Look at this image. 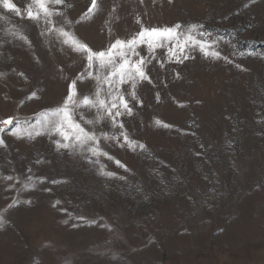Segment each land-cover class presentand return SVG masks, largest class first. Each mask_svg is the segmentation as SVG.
<instances>
[{"label":"rangeland","instance_id":"obj_1","mask_svg":"<svg viewBox=\"0 0 264 264\" xmlns=\"http://www.w3.org/2000/svg\"><path fill=\"white\" fill-rule=\"evenodd\" d=\"M12 2L23 12L31 0ZM65 3H49L63 12L53 21L93 50L142 26L198 25L192 34L215 40L221 57L189 47L179 63L167 46L155 58L143 46L153 83L138 84L143 104L122 119L146 147L102 140L114 159L89 163L47 134H11L15 121L27 127L62 104L87 61L42 35L43 20L0 6V121L13 118L0 130V264H264V0H98L86 20L91 0ZM77 88L87 94L95 81ZM32 91L38 99H27ZM81 112L95 115L79 109L77 121ZM96 128L116 131L110 122ZM101 164L115 175H101Z\"/></svg>","mask_w":264,"mask_h":264},{"label":"snow or ice","instance_id":"obj_2","mask_svg":"<svg viewBox=\"0 0 264 264\" xmlns=\"http://www.w3.org/2000/svg\"><path fill=\"white\" fill-rule=\"evenodd\" d=\"M49 3L69 7L65 0H31V3L22 12L12 0H0V6L14 12L17 16L23 17L26 13V17L37 24L43 20L46 28L41 34H54L56 41L62 47L82 56L87 61L85 72L77 73L76 78L69 83L67 95L64 97L62 104L55 108L43 110L38 114L39 118L35 124L24 122L28 124L27 127H23L20 121H15V126L10 129V132L17 137L27 135L29 139L47 134L54 137L53 143L58 151L67 150L74 154L80 153L88 159L89 163H99L100 157H105L108 160L114 159L102 149V140H113L126 145L132 150L136 148L144 150L146 147L144 144L130 138L122 119V117L134 116L135 108L143 104V101L137 95L138 84L142 81H147L149 84L153 83L147 69L151 59L141 55L143 46H147L152 58H155L153 55L155 49L167 46L169 59L174 58L179 63H183V60L190 58L186 54V49L189 47H198L205 57L213 59L221 57V53L214 47L215 40L209 41L204 32L197 34L200 37L199 39L192 34L198 27L202 26L191 25L187 33H181L178 32L181 27L179 24L165 28H144L142 26L131 37L126 39L116 38L110 42L107 48L96 51L76 37L70 28L66 29L64 26L56 25L52 17L63 15V12L59 9L49 8ZM98 8V0H91L90 6L81 15L80 19H90ZM113 11H115V8H113ZM79 22L77 21V23ZM71 23L72 21L65 20V24L71 25ZM137 23H140V21L138 20ZM13 35L29 44V46L31 45L27 37L21 33L15 32ZM240 55L243 56L244 53H240ZM225 59L227 58L225 57ZM236 66L240 67V65ZM161 67H163V63H161ZM19 75L23 76L24 74L19 73ZM86 77L95 81V89H89L87 94L77 88V81H83ZM24 78L27 79V77ZM38 98L36 91H32L27 97L29 100ZM157 99L159 100V95H157ZM79 109L94 110L93 119L86 120L84 113L81 112L80 119L77 121L75 117ZM108 122L116 130L112 134L96 128V125ZM155 124L165 128L170 127V125L163 124L160 120H156ZM10 125H13V118L11 117L0 121V130ZM3 144L4 141L0 140V145ZM115 163L127 170L126 166L121 164L120 161L117 160ZM99 171L104 176L111 177L115 175L112 172L105 171L103 164L100 165ZM120 178L123 179V177ZM7 179L11 180L12 177L9 176ZM25 187H34V185H26ZM25 203H30V201H25ZM4 223L5 221L0 217V227Z\"/></svg>","mask_w":264,"mask_h":264}]
</instances>
